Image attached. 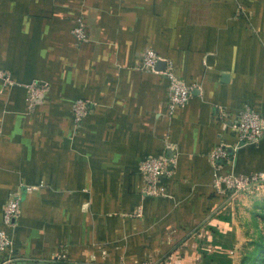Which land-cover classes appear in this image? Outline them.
I'll return each mask as SVG.
<instances>
[{"label":"crops","instance_id":"1","mask_svg":"<svg viewBox=\"0 0 264 264\" xmlns=\"http://www.w3.org/2000/svg\"><path fill=\"white\" fill-rule=\"evenodd\" d=\"M165 61L191 86L173 112ZM0 72V228L21 197L11 264H197L233 250L242 192L218 189L209 154L235 142L245 104L264 117V0H0ZM33 83L47 87L29 104ZM149 156L175 159L164 195L143 191ZM218 172L264 173V134Z\"/></svg>","mask_w":264,"mask_h":264},{"label":"built area","instance_id":"2","mask_svg":"<svg viewBox=\"0 0 264 264\" xmlns=\"http://www.w3.org/2000/svg\"><path fill=\"white\" fill-rule=\"evenodd\" d=\"M72 33L78 42L87 40V33L82 23L77 25ZM159 56L152 50L147 49L143 55V67L151 68L159 61ZM1 73V72H0ZM168 81V108L170 112L184 107L191 95L189 86L180 76L177 75L173 64L165 61L161 72ZM47 85L45 83H33L30 86L28 97L29 104L35 103L36 99L43 94ZM84 102L75 104V117L80 119L83 113ZM233 130L236 140L232 145L225 143L218 144L209 154V159L215 171H217L215 184L218 189H225L233 193L252 191L264 184V173L257 172L250 175H236L232 172L220 173L223 165L234 162L235 153L241 143H258L264 134V117L250 105L245 104L237 113ZM175 168V159L165 156H149L139 163V169L145 178L144 193L150 196L164 195V187L161 180L170 177ZM21 197L20 193H13L9 196L3 207L2 227L0 228V256L7 252L12 239L9 231L16 223L20 214ZM14 259V258H13ZM147 264V263H142Z\"/></svg>","mask_w":264,"mask_h":264},{"label":"rangeland","instance_id":"3","mask_svg":"<svg viewBox=\"0 0 264 264\" xmlns=\"http://www.w3.org/2000/svg\"><path fill=\"white\" fill-rule=\"evenodd\" d=\"M232 211L238 225L233 250L196 252L202 258L197 264H264V186L242 192ZM12 258L2 255L0 264H11Z\"/></svg>","mask_w":264,"mask_h":264},{"label":"water","instance_id":"4","mask_svg":"<svg viewBox=\"0 0 264 264\" xmlns=\"http://www.w3.org/2000/svg\"><path fill=\"white\" fill-rule=\"evenodd\" d=\"M159 62H160V61H159ZM159 62H158V63H159ZM160 63H161V62H160Z\"/></svg>","mask_w":264,"mask_h":264}]
</instances>
